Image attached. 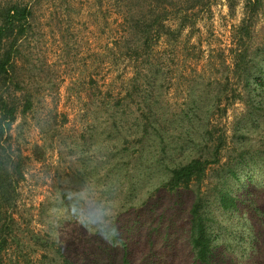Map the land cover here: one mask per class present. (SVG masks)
Here are the masks:
<instances>
[{
    "label": "rangeland",
    "instance_id": "rangeland-1",
    "mask_svg": "<svg viewBox=\"0 0 264 264\" xmlns=\"http://www.w3.org/2000/svg\"><path fill=\"white\" fill-rule=\"evenodd\" d=\"M172 1L179 10L188 0ZM202 1L184 27L170 15L175 34L144 49L130 34L155 0H0L32 13L15 58L22 90L9 142L23 180L8 212L18 244L6 264H121V242L133 264H195L192 195L161 189L166 166L197 157L204 129L224 138L221 164H234L242 150L264 159V122L239 133L246 108L231 75L246 0ZM260 1L252 54L264 49ZM27 98L31 108L21 114ZM218 168L208 167L204 194L217 185ZM261 195L264 202V187ZM247 217L214 215L216 244L231 258L241 257Z\"/></svg>",
    "mask_w": 264,
    "mask_h": 264
},
{
    "label": "trees",
    "instance_id": "trees-1",
    "mask_svg": "<svg viewBox=\"0 0 264 264\" xmlns=\"http://www.w3.org/2000/svg\"><path fill=\"white\" fill-rule=\"evenodd\" d=\"M172 2L155 0V4H149L145 13L139 12L130 37L137 40L140 47L149 49L162 37L175 34L176 31L166 25L170 21V15L178 17L180 27H184L188 23L189 12L204 5L202 0H188L178 10L177 4ZM260 7V0H246L244 17L235 31L230 49L231 75L240 86V92L235 91L237 94L234 98L242 99L246 108L239 133L244 129H257L264 122V49L252 54L249 46L252 25ZM31 15L27 6L17 3L0 4V264H6L4 255L11 244L17 243L12 214L8 212L15 202V191L23 180V172L21 156L15 155L11 150L9 132L18 111L14 102L15 93L22 90L15 75V58L18 43L26 32ZM30 108L31 103L27 98L21 114ZM202 133L201 141L213 143H202L205 146L198 150V156L185 164L166 166L159 182L161 189L168 194L192 195L187 208L191 259L195 264H238L240 260L246 264H264V202L259 199L264 187V159H254L242 150L239 160L234 164H221V152L225 145L223 136L217 135L214 138L212 131L207 129ZM238 137L241 140L244 136L239 134ZM239 144L244 147L242 141ZM245 154L248 156L246 159ZM212 165L219 166L216 170L217 185L211 192L204 194L201 187L206 179L207 169ZM253 179L258 185L252 184ZM250 184L253 185L252 188L249 187ZM216 212L229 218L242 212L248 215L242 223L245 231L237 239L241 249L240 258H231L226 249L221 251L217 246L218 233L214 227ZM33 239L35 243L45 245L39 238ZM121 243V264H133L129 258L128 246ZM58 251L63 256L62 251ZM62 264L74 263L63 259ZM109 264H114V261Z\"/></svg>",
    "mask_w": 264,
    "mask_h": 264
}]
</instances>
